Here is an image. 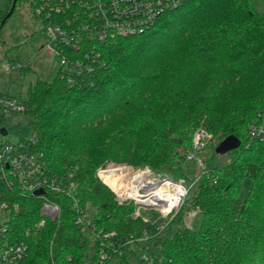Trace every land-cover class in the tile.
<instances>
[{
    "label": "trees",
    "instance_id": "obj_1",
    "mask_svg": "<svg viewBox=\"0 0 264 264\" xmlns=\"http://www.w3.org/2000/svg\"><path fill=\"white\" fill-rule=\"evenodd\" d=\"M255 2L181 0L143 32L65 45L66 64L39 77L26 98L16 97L34 130L32 149L44 155V173H73L76 184L71 194L46 191L61 213L44 225L43 197L1 189L7 237L28 246L18 264L95 261L102 242L107 264H264V139L249 138L264 110V14ZM12 3L0 9L1 25ZM200 128L220 140L234 134L242 144L230 162L200 177L171 220L189 206L203 216L197 230L171 232L145 220L133 200L120 201L97 176L115 162L189 178L187 154ZM81 211L95 231L76 223ZM131 234L147 235L151 261L140 258L141 243L110 246Z\"/></svg>",
    "mask_w": 264,
    "mask_h": 264
},
{
    "label": "built area",
    "instance_id": "obj_2",
    "mask_svg": "<svg viewBox=\"0 0 264 264\" xmlns=\"http://www.w3.org/2000/svg\"><path fill=\"white\" fill-rule=\"evenodd\" d=\"M35 16L44 24L48 41L46 48L55 52L62 64H66V54L63 47L72 45L79 47L82 41L87 39L105 40L109 36L129 35L147 30L155 19L165 12L180 4L181 0H25ZM1 9V0H0ZM22 63L7 64L4 70L22 68ZM25 105L16 97L0 94V120L4 122L13 114L24 113ZM0 121V130L4 127ZM1 134V133H0ZM210 135L202 128L198 129L193 137V149L187 154L188 161H195L197 172L194 177H163L154 176L149 168H136L130 165L104 167L97 171V176L107 184L120 201L133 200L137 205L136 215H140L142 207L158 208L165 215L176 213L184 204L190 188L196 184L202 175H207L209 167L204 155ZM251 140L264 139V110L258 114L249 127ZM36 139L21 140L17 143L8 140H0V264H18L25 256L28 246L25 242H13L7 237L9 204L3 198V189L12 188L23 195H38L43 197L41 208L43 217L56 219L61 213V206L55 200L49 198L50 193L71 194L76 187L72 180L73 173L67 175L52 176L44 173L46 161L42 152L32 149ZM112 169H126L127 174L116 177L115 185L109 184L103 174ZM142 172L144 181L135 183V188L128 177ZM151 178H147L150 177ZM112 177V176H111ZM112 179V178H110ZM191 180V182H189ZM134 183V182H133ZM136 189L144 196L141 201L131 192ZM43 190L42 194H35ZM76 223L83 230L91 227L95 231V225L90 219L89 213L78 215ZM162 227V226H161ZM113 233L106 234L110 237ZM147 235H129L123 241L115 243L110 241L114 249L124 244L137 247L141 243L139 254L143 261H151L147 252ZM102 242L99 257L95 261H85L83 264H107L110 258ZM116 250V249H115Z\"/></svg>",
    "mask_w": 264,
    "mask_h": 264
},
{
    "label": "rangeland",
    "instance_id": "obj_3",
    "mask_svg": "<svg viewBox=\"0 0 264 264\" xmlns=\"http://www.w3.org/2000/svg\"><path fill=\"white\" fill-rule=\"evenodd\" d=\"M7 2L8 0H1V8H4ZM255 7L258 12L264 14L263 0H256ZM47 41L48 38L45 33L44 24L35 16L31 5L25 0H18L16 9L7 18L5 24L1 25L0 23V94L26 98L30 86L34 84L39 77L48 78L56 74L57 68L60 65V60L55 52L46 48L45 45ZM13 57L17 58L16 61L13 60ZM15 63H22L25 67L10 71L4 70L5 65H12ZM4 127L7 129L8 134H0V140L5 139L17 143L21 140H30L34 135V130L30 125V118L25 113L11 115L4 122ZM220 141L219 137L211 138L210 136L208 139L204 155L209 168H215L228 163L233 157L232 151L225 154L216 152V148ZM124 165L128 164L111 162L107 165L100 166L97 171L104 167ZM146 167L152 170L154 176L158 178L166 176L173 178L169 173L157 172L147 165L136 168ZM187 170L189 177H194L197 172L196 162L187 161ZM147 178L152 179L153 177L151 175ZM189 182H191V180H189ZM249 186L250 179H246L244 187L241 190V197L247 194ZM194 187L195 184L190 188L189 192H193ZM182 206L180 209L183 208ZM180 209L176 213H171L168 216L163 214L158 208L142 207L140 216L145 220H151L161 226L167 227L171 232L176 231L178 228L189 227L197 230L201 227L203 220L202 214L197 210L190 209L189 206H185L184 214L181 219L172 222L171 220ZM44 223L41 225H44ZM136 249H138L137 252L140 254V248Z\"/></svg>",
    "mask_w": 264,
    "mask_h": 264
},
{
    "label": "water",
    "instance_id": "obj_4",
    "mask_svg": "<svg viewBox=\"0 0 264 264\" xmlns=\"http://www.w3.org/2000/svg\"><path fill=\"white\" fill-rule=\"evenodd\" d=\"M17 1L18 0H13L11 9H10L9 13L7 14V16L4 18L3 23L13 13ZM0 133L2 135H7L8 131L5 127H3V128H1ZM241 144H242L241 139L238 136L231 134V135H228L227 137H225L223 140L220 141V143L218 144V146L216 148V152L220 153V154H225L227 152L238 149L241 146ZM43 192H44L43 190H38L35 192V194H42Z\"/></svg>",
    "mask_w": 264,
    "mask_h": 264
},
{
    "label": "bare ground",
    "instance_id": "obj_5",
    "mask_svg": "<svg viewBox=\"0 0 264 264\" xmlns=\"http://www.w3.org/2000/svg\"><path fill=\"white\" fill-rule=\"evenodd\" d=\"M126 174H127V170L126 169H112V170H109V171L105 172L103 174V177L105 178V180L109 184H112V180L116 179V177H118L119 175H124L125 176ZM142 175H143L142 172L136 173V174L133 175V177H128L127 179L131 181V183L133 184V186L135 188V185H136L135 183H137L139 185V184L142 183V181H144ZM110 178H112V179H110ZM112 185H114V184H112ZM131 194L134 195V196H138L141 201H145V199L143 198L144 196L139 192V190L134 189L131 192Z\"/></svg>",
    "mask_w": 264,
    "mask_h": 264
}]
</instances>
